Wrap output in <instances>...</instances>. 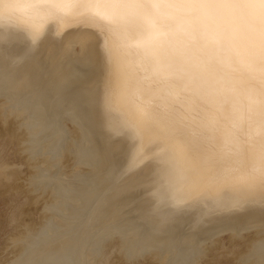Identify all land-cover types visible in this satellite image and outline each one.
<instances>
[{"label": "bare ground", "instance_id": "6f19581e", "mask_svg": "<svg viewBox=\"0 0 264 264\" xmlns=\"http://www.w3.org/2000/svg\"><path fill=\"white\" fill-rule=\"evenodd\" d=\"M0 108L55 200L17 264H95L110 233L188 264L248 229L264 264V0H0Z\"/></svg>", "mask_w": 264, "mask_h": 264}, {"label": "rangeland", "instance_id": "374dc122", "mask_svg": "<svg viewBox=\"0 0 264 264\" xmlns=\"http://www.w3.org/2000/svg\"><path fill=\"white\" fill-rule=\"evenodd\" d=\"M0 110H1V108H0ZM1 112V111H0ZM12 120V119H11ZM7 122V123H6ZM12 122V121H11ZM10 121H9V119L8 120H6L5 121V123H2V125H1V130L2 131H0V172L2 173V178H0V264H13V263H11V262H14L15 261V259L17 260V261H19V260H21L20 258H16V257H18V256H20L19 254H20V252H19V250H18V248H16V246H21V244L23 243V241L25 240V241H27L26 242V245L28 246L29 244L31 245V244H37L38 242V244L37 245H39L40 244V242L42 243V241H38L37 242V240H38V238L39 237H37V236H39V234L40 233H42L43 231L42 230H44L45 231V229L44 228H40V229H42V230H39L38 229V227H35L36 226V223L38 224V222H40V215H42L41 213L42 212H45V213H43V216H41V218H44V216L45 215H47L48 213L46 212L47 210H48V212L50 213V215L52 214H54L55 212H54V208H53V202H55V200H53V202H52V204L50 203V202H48L47 204H46V202H45V200H46V198H47V190H46V192L44 191V190H39V188L37 189L38 190V192H36V191H34L33 190V187H31L30 186V188H29V185H31V184H29L28 185V183L30 182L29 180H27V179H33V181L31 180V183L33 182H35L34 181V179L35 178H39L38 176L37 177H35V178H27V177H30V174L32 173V167L31 166H29V164H31L33 161H31L32 160V158H31V160H30V162H29V158L26 156V153H25V151L24 150H22L21 149V146H20V144H18V137H20L19 135H20V133H15L13 130L12 131H6L8 128H10V126H11V123ZM1 123V122H0ZM15 124H16V121H13V123H12V125H14L15 126ZM9 125V126H8ZM7 126V127H6ZM70 126V125H69ZM68 126V129L71 131V133H72V131L74 130L73 129V127L71 128V126L69 127ZM13 127V126H12ZM72 130H71V129ZM5 129V130H4ZM74 132H75V130L73 131V133L72 134H74ZM9 133V134H8ZM13 134V135H12ZM16 135V136H15ZM72 157V156H71ZM36 160H38V158L36 159ZM64 160V159H63ZM62 161V160H61ZM73 161V160H72ZM37 163L39 162V161H36ZM75 164H77V163H75ZM74 164V165H75ZM62 165H63V168H61V170L60 171H62L61 173H63V175L65 176V167H64V161H62ZM79 165V164H78ZM77 165V166H78ZM65 166H66V164H65ZM69 166V165H68ZM72 166H73V163H72ZM72 166L70 167L71 169H73L74 168V166H73V168H72ZM76 165H75V167L78 169H84V170H86L87 169V171L89 170V168H85V166H83L82 164H81V167H83V168H80V166L79 167H77ZM31 167V168H30ZM67 167V166H66ZM51 169V171L53 172V174H52V172H51V174H52V176H55L56 174H57V176H58V173L59 174H61L60 173V171H58L56 168H50ZM49 169V170H50ZM56 171H55V170ZM64 169V170H63ZM66 169H68V168H66ZM71 169H68V170H66V171H70ZM36 170V169H35ZM45 170H47V169H45ZM48 170V171H49ZM48 171H47V175L49 176V174H50V171H49V173H48ZM57 172V173H55V172ZM73 171V170H72ZM50 174V175H51ZM72 173H70V176H72L71 175ZM4 176V177H3ZM31 176H33V175H31ZM60 176V175H59ZM59 176L58 177H56L55 179H62L61 177L59 178ZM69 176V177H70ZM53 178V177H52ZM74 178V175L72 176V177H70V180L71 179H73ZM37 179H35V180H37ZM54 179V178H53ZM57 179V180H58ZM29 181V182H28ZM38 181V183H39V179L37 180ZM54 181V180H53ZM36 183V182H35ZM34 183V184H35ZM33 186V185H32ZM32 188V189H31ZM81 190V188H79V187H77V189L75 188V190H78V191H80ZM29 191H33V192H31V194L29 193ZM42 191V192H41ZM45 193H44V192ZM77 191V192H78ZM34 192L36 193L35 195H34ZM77 192H75L74 190H72L71 191V194L72 193H74L75 195L77 194ZM79 193V192H78ZM37 194H38V198L39 199H41V198H43V199H41V200H39L38 198H37ZM34 195V196H33ZM42 195V196H41ZM52 195V194H51ZM40 196V197H39ZM54 196V195H53ZM56 196V198H57V196L58 195H55ZM34 198H36V199H34ZM49 198H50V196H49ZM48 198V200H50ZM71 198V197H70ZM73 198V197H72ZM70 199V201H72V206L76 203L77 204V201L75 202V201H73L76 197H74L73 199ZM52 199V198H51ZM55 199V198H54ZM59 199V198H58ZM69 199V198H68ZM40 201V202H37V201ZM67 204H69L67 201H65ZM75 202V203H74ZM45 205H44V204ZM50 203V204H49ZM75 204V206H77ZM48 205H49V207H48ZM45 206V207H44ZM47 206V207H46ZM74 206V207H75ZM42 207H44V208H47V210H45V209H43ZM51 207V208H50ZM43 210V211H42ZM51 210V211H50ZM82 210V209H81ZM41 211V212H40ZM49 215V214H48ZM82 216H83V218L85 219V217H84V215H83V213L81 214ZM88 216H91V215H88ZM92 216H94V221L96 220V218H95V215H92ZM91 216V217H92ZM83 219V220H84ZM39 220V221H38ZM78 220H79V222H78ZM78 220H76L75 221V224L77 225L78 223H79V225L83 222L82 221V217H80V219H78ZM92 220V218H90V223L91 224H95V222L97 221V223H101V221H99L100 220V218H99V220H96L94 223H93V220ZM76 222H78V223H76ZM69 223H70V221H69ZM96 223V224H97ZM90 224V225H91ZM95 224V225H96ZM30 225V226H29ZM32 225V226H31ZM99 225V224H98ZM97 225V226H98ZM94 226V225H93ZM24 227H26L25 229H24ZM27 227H29V228H27ZM78 227V226H77ZM36 228L38 229V230H36ZM73 228H74V230H76V231H80V229L78 230V228H75V227H72V231H73ZM22 231H21V230ZM26 231V229L28 230V229H30V231L32 230V231H34V232H31L32 234H35L36 235V233L35 232H37V236H33V235H31V233L29 232V230L28 231H26V235L23 233L24 232V230ZM252 230V231H251ZM256 229H248V230H243L242 232H240V234H242V235H240L239 237H231V234L230 233H224V234H220V235H216V236H214L213 237V239L212 238H210V239H212L213 240V242H216V244L214 243H210V241L209 242H204V244H202L203 246H201V251H200V253H206L205 254V256L204 255H202V256H199L200 254H199V252H198V256L197 257H199V258H196V259H198V260H196L195 258H193L192 259V262H191V260H190V262L188 263V264H244L243 262H246V263H249L248 262V260L247 261H239L238 259H240L241 260V256L242 255H245V252L247 251L246 249H249L250 247H249V243H250V241H254V240H256L255 238H257V234H256V231H258V230H256ZM20 231H21V233H23L25 236H27V235H29L28 234V232L30 233V236L31 237H34L35 239H36V241L34 240V239H32L33 240V243H30L31 241V239H30V237H28L29 239H27L26 237H23V234H22V237H23V239H22V237H19V235L21 236V233H20ZM76 231H75V233H74V231H73V233L74 234H76ZM245 231L246 232H248V233H245ZM20 233V234H19ZM78 233V232H77ZM17 234H19L18 235V237H17ZM111 234V235H110ZM110 234H107V236H110V237H108V238H106V240L107 239H111V241H112V238L115 236H113L112 234L113 233H110ZM254 234H256L255 236H254ZM15 235H16V237H15ZM229 235V236H228ZM249 235V236H248ZM74 236V235H73ZM75 236H77V235H75ZM106 236V237H107ZM113 236V237H112ZM218 236V237H217ZM233 236V235H232ZM245 236V237H244ZM116 237H117V235H116ZM116 237H114L113 239H114V241H112V244H111V241H110V239L108 240V241H104L103 239H101L102 240V242H99L101 245L103 244V246H102V248H101V254H100V256L102 257V256H104V257H102V259H101V257L99 258L98 256V261H101V262H95V264L97 263V264H158V262L157 261H154L155 259H156V257H154V255H155V251L153 250V249H150V250H153L154 252H152V251H150V252H148L147 253V251L146 250H144V251H141L142 253L143 252H146L145 254L143 253V255L141 256L140 255V257H138L137 256V258L134 260V259H132V258H135V256L133 257L132 256V258L130 257V256H128V257H130V260H129V258L127 259V258H125L124 257V255L125 256H127L126 254H125V252L124 251H122L120 248H122L123 246H125V244L124 245H122V243L123 242H121V241H123V240H119L118 241V237L116 238ZM218 239H217V238ZM248 237V238H247ZM22 240H21V239ZM73 238V237H72ZM75 238V237H74ZM105 238V237H104ZM215 238V239H214ZM231 238H233V239H231ZM242 238V239H241ZM14 239H16V241H14ZM237 239V241H235ZM244 239V240H243ZM247 239H249V240H247ZM10 240H13V241H10ZM21 240V241H20ZM77 240V239H76ZM101 240H99V241H101ZM229 240V241H228ZM233 242H232V241ZM242 240V241H241ZM261 240V239H260ZM24 241V242H25ZM75 241V240H74ZM247 241V242H246ZM6 242V243H5ZM17 242H18V244H17ZM20 242H22L21 244H19ZM34 242H36V243H34ZM121 242V243H120ZM218 242V243H217ZM234 242H236V243H234ZM8 243V244H7ZM9 243H11V244H13V246L11 245V244H9ZM233 243V244H232ZM17 244V245H16ZM109 244V245H108ZM119 244H120V246H119ZM205 244H207V246L205 245ZM212 244H213V246H212ZM244 245V247H243V245ZM25 245V247H27ZM29 245V246H30ZM100 245V246H101ZM216 245V246H215ZM239 245V246H238ZM261 245V244H260ZM11 246H12V248H11ZM24 246V244L22 245V247ZM29 246H28V248H29ZM33 246V245H32ZM40 246V245H39ZM99 246V245H98ZM111 246V247H110ZM112 246H114V247H112ZM208 246H210V247H208ZM262 246L263 245H261V246H254V250L255 249H260V248H262ZM21 247V248H22ZM35 246H33V248H34ZM205 247V248H204ZM212 247V248H211ZM21 248H20V250H21ZM36 248V247H35ZM109 250V251H107V249ZM110 248V249H109ZM113 248V249H112ZM15 249H17V250H15ZM30 249H32V248H30ZM118 249H120V251H122V252H120V251H118ZM205 249V250H204ZM13 251V252H12ZM202 251H204V252H202ZM206 251V252H205ZM208 251V252H207ZM244 251V252H243ZM256 251V250H255ZM18 252V253H17ZM104 252H106V253H104ZM124 252V253H123ZM141 252L140 253H138V255L139 254H141ZM240 252H242V253H240ZM14 253H15V255H14ZM17 253V254H16ZM118 253V254H117ZM120 253H122V256H121V254ZM152 253V254H151ZM117 254V255H116ZM124 254V255H123ZM98 255V254H97ZM150 256V257H149ZM153 256V258H154V260L153 259H151V257ZM96 258V256H93V260ZM122 257V258H121ZM24 257H22V261L24 260L23 259ZM101 259V260H100ZM128 261H127V260ZM103 260V261H102ZM22 261H20V262H22ZM96 261V260H95ZM154 261V262H153ZM195 261V262H194ZM237 261H239V263L237 262ZM156 262V263H155ZM242 262V263H241ZM14 263H16V261L14 262ZM17 263H19V262H17ZM16 263V264H17ZM245 263V264H246ZM20 264H22V263H20ZM94 264V263H93Z\"/></svg>", "mask_w": 264, "mask_h": 264}]
</instances>
